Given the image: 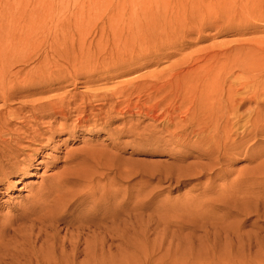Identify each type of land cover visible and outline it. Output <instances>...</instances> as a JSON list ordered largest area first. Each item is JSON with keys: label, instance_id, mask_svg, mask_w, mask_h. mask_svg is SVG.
<instances>
[{"label": "rangeland", "instance_id": "obj_1", "mask_svg": "<svg viewBox=\"0 0 264 264\" xmlns=\"http://www.w3.org/2000/svg\"><path fill=\"white\" fill-rule=\"evenodd\" d=\"M119 1L122 0H0V63L12 65L9 68L11 84L13 78L29 81L12 95V108L65 94H76L79 100L80 93L92 91V94L138 76L164 72L182 56L191 55L195 59L229 47L237 48L238 63L248 64L244 77L250 80L264 77V74L257 75L264 73V0H153V5L165 4L168 12H186L185 17L190 19L186 27L193 31L183 35L186 28L183 27L161 34L158 44L152 48L157 52L151 51L158 55L154 59L158 60L157 64L134 63L139 54H144L135 47L124 57L128 62L126 67L108 71L113 66L110 49L113 41L101 36L100 27L103 18ZM168 42L175 44L163 46ZM103 47L105 53L99 54L98 50ZM142 96L137 103L138 98L133 94L131 110L123 119L127 128L136 126L131 133L125 130L107 135V130L120 126L121 119L108 117L104 112L94 114L101 101H92L96 109L86 115V123H78L72 114L65 130L55 134L53 140L43 141L40 146L33 144L39 148L29 151L28 159L20 162L22 172L15 167L8 170L7 179L0 178V235L6 226L12 228V234L18 229L19 232H14L16 246H22L24 252L51 256L55 243L63 239L73 221L92 217L87 214L89 211L81 209L85 206L89 209L93 204L84 203L78 208V201H71L72 215L60 221L57 211H61L62 202L68 200L71 192L65 189L66 199L63 194L57 198L62 192L45 194L51 175L65 164L64 154L83 148L93 157L77 166L79 173L74 171L83 180L93 176L99 179L100 189L93 200L104 199L108 201L107 208L120 211L119 215L113 213L106 218L114 237L109 241L112 247L105 263H99L94 237L83 231L81 248L89 246L85 251H93L96 264H170L174 260L185 262V257L186 264H201L208 258L207 253H211L204 236L207 226L217 236L228 230L244 234L240 240L230 242L234 246L232 251L225 240L221 241L216 250L217 260L264 264V185H260L264 184V166L258 165L264 160V132L249 137L242 151L239 148L241 154H233L231 161L221 160L212 166L201 150L168 143L162 124L138 112L139 108L147 111L139 104L146 102ZM248 105L253 104L246 103L243 108ZM248 147L249 153H253L249 160L244 158ZM215 156L216 152L212 158ZM198 171L202 173L197 174ZM250 183L252 187L247 188ZM243 188L251 190L236 194ZM52 203L58 208L54 210L57 213L54 218ZM119 218L127 221L125 226L118 227ZM38 219L50 227L45 226L39 233ZM120 228L124 231L122 241L115 233ZM21 236L30 242H23ZM243 240L256 244L251 254L245 252ZM23 256L19 259L21 264H28V256L25 253ZM213 262L216 264L215 259Z\"/></svg>", "mask_w": 264, "mask_h": 264}, {"label": "bare ground", "instance_id": "obj_2", "mask_svg": "<svg viewBox=\"0 0 264 264\" xmlns=\"http://www.w3.org/2000/svg\"><path fill=\"white\" fill-rule=\"evenodd\" d=\"M152 2L153 0H122L117 2L114 8L110 9L108 15L103 18L100 27L101 36L105 35L107 40L111 38L113 41V45L110 47L112 49L111 59L113 60V66L107 69L108 71L111 69L119 71L124 66L126 67L128 62L124 57L129 51L134 50L135 47L144 51V54H139L134 63L138 62L140 66L157 64L158 60L155 61V56L158 57V55L153 54L151 51H156L155 48V50L152 48L158 44L157 40L160 35L167 34L170 30L176 31L178 28L188 25L190 19L188 20L185 17L186 12H168L165 4L155 3L153 5ZM192 31V28L188 26L185 28L183 35H188ZM172 33L174 34V32ZM168 44L170 47L175 42H168L163 44V46ZM105 47L100 48L98 53H102V49H105ZM236 54L237 48L229 47L225 50L207 52L202 57L195 59L191 55H186L171 64L164 72L160 71L138 76L131 80L119 82L117 86L111 89L93 91L92 94H90L92 91L89 94L80 93L79 100H77L76 94H65L59 97L49 96L46 100L31 101L17 108H12L10 104L12 95L16 92V89L26 85L29 81L27 79L17 81V79L13 78L11 84L9 68L12 65L8 64V66L5 63H0L1 180L7 179L8 170L12 171L15 167H18L17 171L22 172L21 168H19L20 162L24 163L28 159L30 156L29 151L33 152L39 148H34L32 145L40 146L43 141L47 143L53 140L55 134L65 130L67 120L70 119L72 114H75L78 123H86L88 121L85 118L86 115L96 109L92 101H101L100 108H97V113L94 114L104 112L108 117L114 116L117 119H121L119 122L120 126L107 130V135L112 136L114 132L123 133L125 130H127V133H131L136 126L127 128L126 121L123 119L126 113L131 110L129 104L133 94L138 98L137 103L140 101L141 96L144 95L146 102L139 104L146 107L147 111L143 112L139 108L138 112L143 117L162 124L161 130H164L169 137L168 143L177 144L182 148L190 147L201 150L204 158L208 157L212 166L220 163L221 160L231 161L233 154H241L249 137L264 132V112H262V109H264L262 107V103H264V77H258L254 80L244 77L243 73L248 64L238 63L240 57H237L238 54ZM262 74L264 73L259 72L257 75L260 76ZM246 103H252L253 105L243 108ZM26 108L27 110L25 111L24 109ZM17 122H19L18 125L16 124ZM249 123L252 130L248 128ZM192 137L195 139L189 142L188 139ZM158 138L162 137L159 136ZM212 145L214 146L213 149H211ZM239 148H241V151ZM249 148H247L244 155V158L248 160L253 155V153H249ZM214 152H216V156L212 158ZM87 153L88 149L83 148L67 151L64 154L65 164L61 166L59 172L51 175L52 179L50 183L48 182V189L45 194L62 192L56 195L57 198L62 197L63 194V198L66 199L67 193L65 189L67 188V192H71V195L68 194V197L71 196V198L67 197L68 200L62 202L64 206H61V211L57 207L55 208L52 203L53 208H55H52L53 214L51 216L54 215L53 218L58 213L57 217L60 221H63L65 216L72 215L69 211L72 204L70 203L71 201H78V208L84 203L93 204L89 209L86 206L81 209L84 212L89 211L87 214H92V217L88 219L78 218L73 221L63 239L55 243L56 248L51 249V256H43L46 253L41 255L35 252L32 253V251L24 252L22 246H16V240L14 239V235H16L14 232L17 233L20 230L16 229L12 234V228L6 226L3 229V234L0 235V264H21L19 259H23V253L28 256V264H96L93 262L95 260L93 251H85L88 250L85 248L89 246L81 248V239L85 234L83 232L85 230H87L88 236L94 237L93 240H96L94 246L96 249L94 251L100 259L99 263L106 262V257L109 256L110 246L112 245H110L109 241L114 237L111 236L114 232L110 234L112 225L106 223V218L113 213L119 215L118 212L120 211L116 208H114L116 210L113 209L114 211H111L112 207L107 208L108 201L102 199V196V200H93L97 190L100 189L99 179L93 176L92 178L86 177V180H83L78 174L80 171L78 172L77 166L85 163L84 161L86 160L90 161V158L92 159L93 157L91 152L89 154L92 156ZM22 155H24L23 158H21ZM258 165L264 166V160L259 162ZM75 169L78 173L74 171ZM201 173L202 171L197 172V174ZM250 185L252 187V183L247 184L246 187L249 188ZM260 185L264 184L260 183ZM72 186H78L79 189L72 190V188L68 190ZM250 190L243 188L238 190L236 194L243 195ZM73 192L77 193L73 194ZM52 201L54 200L52 199ZM225 205L226 208H230L228 204L225 203ZM58 206L60 205L58 204ZM54 210H58L57 213H54ZM42 220L36 221L37 224H40L37 227L40 230L39 233L45 226L50 227L49 223L44 220L42 222ZM33 223H35V220H33ZM126 223V220L123 218L120 220L119 218L118 227L119 224L125 226ZM30 227L32 228L31 225ZM207 228L209 227L204 228V236L208 240L206 246L210 248L211 253H207L208 258L201 264H214L213 259L216 260V264H232L231 262L216 259L217 246L222 244L221 241L225 240L227 245H229V250L232 251L234 246L230 242L240 240L244 237V234L235 230L225 232L223 229L224 233L217 236L213 233L214 231ZM117 231H115L117 239L122 241L124 231L121 228ZM213 237L214 239L209 242ZM19 238L23 242H27L29 239L26 240V236ZM244 240V244H242L246 246L245 252L251 254L250 251L256 244L249 241L244 242ZM12 241L14 242L13 244ZM28 241L30 242V240ZM81 256L83 257L79 259ZM166 262L168 263L167 260ZM185 262H188L186 257ZM185 262L174 260L170 264H186Z\"/></svg>", "mask_w": 264, "mask_h": 264}]
</instances>
